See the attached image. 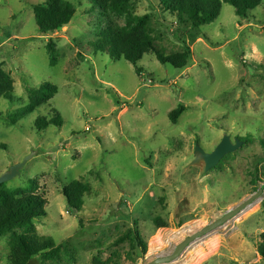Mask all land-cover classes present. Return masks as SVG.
I'll list each match as a JSON object with an SVG mask.
<instances>
[{
    "label": "rangeland",
    "instance_id": "rangeland-1",
    "mask_svg": "<svg viewBox=\"0 0 264 264\" xmlns=\"http://www.w3.org/2000/svg\"><path fill=\"white\" fill-rule=\"evenodd\" d=\"M45 1L0 0V66L17 97L0 100V176L28 159L6 187L45 196L47 216L33 224L63 247L61 259L47 264H149L259 193L168 264H264L257 249L264 233V0L245 19L224 3L215 22L189 29L160 0H130L133 16L150 17L152 37L167 53L185 45L193 52L184 70L147 54L142 75L93 48L102 32L126 25V16L111 10L115 0H102L105 7L67 0L75 18L41 36L31 6ZM44 83L58 88L56 96L14 117ZM180 104L188 110L172 124ZM58 112L61 128L37 131L38 118ZM225 135L247 141L201 176L202 166H191L196 145L212 152ZM74 180L89 186L78 214L63 193ZM129 230L141 234L145 253L131 240L115 245ZM11 239L10 232L0 235V264L10 263Z\"/></svg>",
    "mask_w": 264,
    "mask_h": 264
},
{
    "label": "trees",
    "instance_id": "trees-1",
    "mask_svg": "<svg viewBox=\"0 0 264 264\" xmlns=\"http://www.w3.org/2000/svg\"><path fill=\"white\" fill-rule=\"evenodd\" d=\"M102 5V0H96ZM126 0H115L111 10L119 16H126V25H115L102 32L93 48L96 53L107 54L113 61L126 60L135 66L136 72L142 75L143 68L139 66L145 55L154 54L162 65H170L177 70H184L191 65L193 52L185 45L180 53H167L152 37L153 28L150 26V17L133 16ZM262 0H160L165 12L175 16L177 22L184 28H200L215 22L221 15L223 4L234 7L236 15L245 19L250 12L256 10ZM102 7H105L103 4ZM35 14L38 33L41 36L53 35L63 30L75 18L76 7L67 0H47L31 6ZM1 40V38H0ZM46 50L51 59V65H57L55 43L50 40ZM15 85L11 74L0 66V100L5 99L12 103L17 101ZM31 103L26 108L16 112L14 117H24L34 113L36 109L51 101L58 93V88L51 83H44L38 88L30 90ZM188 110L180 104L170 113L172 124H177L180 117ZM1 116V114H0ZM12 117V122H16ZM63 117L58 112L52 119L38 118L35 126L38 132L46 131L51 127L61 128ZM247 141V139H245ZM244 140V141H245ZM243 141V140H241ZM243 141V142H244ZM264 177V174H263ZM258 179V178H257ZM263 189V188H262ZM23 190L11 191L6 184L0 187V235L12 233L10 241L11 259L9 264H47L61 259L63 247L57 245L52 238L40 237L33 221L47 216V201L45 196L30 192L22 194ZM89 192L88 184L74 180L64 188V196L69 212L78 214L83 210L84 197ZM18 229L25 232L18 233ZM127 240L135 245L136 249L147 250L146 243L137 231L129 230L115 242V245ZM258 254L264 261V233L258 242Z\"/></svg>",
    "mask_w": 264,
    "mask_h": 264
},
{
    "label": "water",
    "instance_id": "water-1",
    "mask_svg": "<svg viewBox=\"0 0 264 264\" xmlns=\"http://www.w3.org/2000/svg\"><path fill=\"white\" fill-rule=\"evenodd\" d=\"M243 144L244 142L240 139H236L235 142H233L229 135H225L212 152L204 151L200 147V145L197 144L194 151V160L191 163V166H202L201 176H203L204 174L217 167L226 156L239 150L243 146ZM27 162L28 159L23 161L22 163L16 164L8 172L0 176V187L19 176L20 170L26 165ZM258 195H260V193L246 200L244 203L237 206L233 210L229 211L222 218L214 221L202 230L186 238L180 245L176 247L175 251L172 254L157 258L149 264H168L177 260L192 243L202 237H205L210 232L223 226L224 224L235 218L238 214L245 211L256 201Z\"/></svg>",
    "mask_w": 264,
    "mask_h": 264
},
{
    "label": "bare ground",
    "instance_id": "bare-ground-1",
    "mask_svg": "<svg viewBox=\"0 0 264 264\" xmlns=\"http://www.w3.org/2000/svg\"><path fill=\"white\" fill-rule=\"evenodd\" d=\"M248 210H250V208Z\"/></svg>",
    "mask_w": 264,
    "mask_h": 264
}]
</instances>
